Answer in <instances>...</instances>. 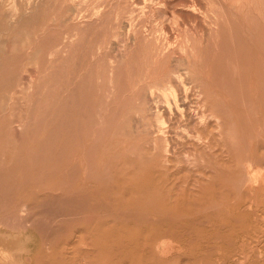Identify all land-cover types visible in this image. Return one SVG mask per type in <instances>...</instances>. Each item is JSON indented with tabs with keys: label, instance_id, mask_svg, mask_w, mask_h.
I'll return each instance as SVG.
<instances>
[{
	"label": "rangeland",
	"instance_id": "rangeland-1",
	"mask_svg": "<svg viewBox=\"0 0 264 264\" xmlns=\"http://www.w3.org/2000/svg\"><path fill=\"white\" fill-rule=\"evenodd\" d=\"M9 11L13 22L25 21L27 37L22 41L27 38L29 45L24 55L18 46L12 78H6L9 71L4 69L8 81L0 83V111L4 110L0 113V196H4L1 191L6 180L13 178L18 184L33 185V192L44 183L61 182L69 188L76 184V188L63 197L56 195L60 200L54 198L57 200L31 211L29 221L5 217L0 204V244L6 243L4 248L0 246L1 264H34L31 259L45 246L41 236L44 227H48L46 232H60L74 218L61 214L65 199L87 196L83 194L100 187L106 176L112 185L137 175L144 178L159 169L173 175L175 195L184 188L197 192L216 176L228 189L241 186L236 196L242 198L238 202L241 207L246 205L245 210L249 201L254 199L255 203L257 199L245 211L249 215L246 230L232 241L239 250L233 246L231 251L218 254L214 249L207 258L220 262L225 256L222 264H256L257 255L264 256L263 248L254 244L264 234V177L258 186L246 182L245 177L242 180L247 159L257 173L264 172V0H0V17ZM170 72L192 90H188L182 112L152 116L148 98L141 101L135 86L147 89L152 83L154 99L162 101V86L169 85ZM170 81L179 85L177 80ZM160 119L164 124L158 137L153 130ZM102 174L107 175L104 178ZM69 177L74 178L72 182ZM242 184L246 185L243 189ZM215 208L205 207L198 212L201 215L195 214L199 217H193L205 219ZM220 208L216 211L226 219L225 210ZM208 226L204 222L201 241L211 237ZM189 241H170L171 254L161 258V264H207L206 253L192 248Z\"/></svg>",
	"mask_w": 264,
	"mask_h": 264
},
{
	"label": "bare ground",
	"instance_id": "bare-ground-1",
	"mask_svg": "<svg viewBox=\"0 0 264 264\" xmlns=\"http://www.w3.org/2000/svg\"><path fill=\"white\" fill-rule=\"evenodd\" d=\"M8 1H10V0H8ZM11 3H13V1H11ZM186 8H188V5L186 6ZM182 14H184V13H182ZM95 15H96V13H95ZM12 17H13V15H12ZM187 17H188V15H187ZM135 18H134V20L136 21L137 19H135ZM120 20L122 21L123 19H120ZM130 20H131V18H130ZM36 22H38V21H36ZM24 24H26L24 20L23 21L20 20L18 22H13L11 19V11H9V15L6 14V15H3L2 17H0V83L6 81L5 80L6 75L4 73L5 71H9L7 73L8 77H6V78H9V77L12 78L10 76V72L12 71V69L14 67L15 58L19 54L18 46L21 48L20 52L22 54H23L24 50L28 49L29 42H28L27 38H25V40L22 41V39H24L23 37H25L27 35ZM117 25H119V24H117ZM139 25L140 24H137L138 27H139ZM143 25H141V26L143 27ZM33 27H34V25H33ZM126 27H127V25H126ZM147 28L145 27L146 30H147ZM116 29H119V28L115 27V30ZM139 30H140V28H139ZM122 32H123V30H122ZM127 32H128V30H127ZM129 32H130V29H129ZM147 32H149V31H147ZM125 34H126V29H125ZM134 34H136V33H133V35ZM145 34H146V31H145ZM261 34H262V32H261ZM143 35H144V33H143ZM151 35H152V33L149 34L148 36L151 37ZM116 36L118 37V35H116ZM131 39H132V37H131ZM160 39H161V37H160ZM132 40H134V39H132ZM135 41H133V42H135ZM136 42H138V41H136ZM120 44H121V42H120ZM130 44H128V46L126 45L127 48L129 47ZM243 44H244V42H243ZM103 45H105V44H103ZM108 45L109 44L107 43L106 47ZM122 45L123 44H121V46ZM165 45H164V47H165ZM121 46H119V47H121ZM116 47H118V46H116ZM124 47L125 46H122V48H124ZM110 49H111V47H110ZM125 51H126V49H125ZM182 51H183V49H182ZM155 52H156V50H155ZM155 52H154V54H155ZM163 53H165V52H163ZM159 55H161V54H159ZM242 55H244V54H242ZM27 60L28 61L30 60V57H28V54H27ZM113 62H115V61H113ZM250 62H251V60H250ZM261 64L263 65V63H261ZM181 66H183V63ZM253 66H254V64H253ZM239 67H240V65H239ZM4 69H5V71H4ZM113 69H114V67H113ZM109 71H112V70H109ZM227 71H228V69H227ZM187 73L191 74L188 71H187ZM166 74H167V72H166ZM11 75H13V74H11ZM184 75L186 76V74H184ZM102 76H103V74H102ZM231 76H232V74H231ZM235 76H234V78H235ZM165 78L166 77H164V79ZM167 79H168L169 85L166 87L164 84L162 86V91L160 90L163 94V98H161L162 101L158 100V97L156 99H154L155 86H152V83H151V86H149L147 89L144 88L145 86L144 87H141L139 85L135 86V87H138L136 89V93H137V96L139 97V99H141V101H145V98H148V103L151 105L148 108V112H150V115H152V116L153 115H166L167 114V117H168V114L171 115L172 110L174 112H178V113L182 112V109L184 108V105L188 99V90H192L191 88L189 89V87L187 89L185 86H183V84L179 83L178 80L180 79V77H178L173 72H170L168 74ZM161 80L163 81V78ZM170 80H174V81L177 80L176 82H178L179 85L175 86L173 84V82ZM26 81H28V80H26ZM232 81L233 80H231V82ZM163 83L164 82H162V84ZM140 84H141V82H140ZM186 85H188V84L186 83ZM255 86L257 87V85H255ZM131 87H133V85ZM131 87L129 90H131ZM190 87H192V86H190ZM224 88L225 87H223V89ZM192 92L194 93V91H192ZM0 95H1V93H0ZM114 96H116V95H114ZM168 97H169V99H168ZM179 104H182V106H179ZM154 108H155V110H153ZM3 111L4 110H1L0 113H2ZM194 111L196 112V110H194ZM185 115H186V113H185ZM198 115H204V114H198ZM177 118H178V116H177ZM199 118H200V116H199ZM169 119H171V117H169ZM187 119H189V117ZM143 120H145L144 117H143ZM151 121H153V119ZM169 122H170V120H169ZM163 124L164 123H163L162 119H160V120H157L156 124L154 125L153 133L158 137H159L158 134L163 133V128H162ZM210 125H212V123ZM234 132H235V130H234ZM229 134H230V132H229ZM235 136H236V134H235ZM261 136H264V135H261ZM243 138H244V136H243ZM229 139H231V137ZM252 139H253V137H252ZM259 139H261V137ZM231 140H233V138ZM235 144H236V142H235ZM256 144H257V140H256ZM232 146L233 145L231 144V147ZM259 148H260V146H259ZM260 149H262V147ZM246 150H248L247 145H246ZM234 153H236V152H234ZM166 154H167V152H166ZM240 154H241V152H240ZM249 157H250V154H249ZM34 159H36V158H34ZM238 160H240V159H238ZM26 161H27V159H26ZM70 161H71V159H70ZM241 161H240V163H241ZM262 161H264V160L262 159ZM235 162H237V161L235 160ZM238 163H237V166H238ZM261 164L264 165V162ZM68 166H69V164H68ZM167 166H168V164H167ZM246 166L247 167L243 166V168L245 169V174L242 177V180L245 177L244 179L246 182L256 183V185H257L259 180L264 177V172H262V173L260 172V174L257 173L256 172L257 168L255 169L253 167V165L251 167V163H250L249 159L246 160ZM240 167H238V168H240ZM67 169L68 168H66V170ZM103 169H104V167H103ZM105 169H106V167H105ZM86 171L88 174V169ZM105 171H107V170H105ZM159 171L160 172L153 170V171L149 172V174L144 178L137 175V176H133L130 179L117 181V182L113 183L112 185L110 184V180H111L110 176H106L107 174L103 175L105 173V172H103L102 175L104 176V178L106 176V179L101 180L102 183H101L100 187L95 188L94 191H90L89 193L83 194V195H87V196H82L81 199L69 197L70 199H68V200L65 199L66 202L63 200L64 203H66V207L64 208L63 204H62L63 208H62V206L60 207V205H59L60 209L62 208L61 210L64 211V212H61V214L64 216L70 215L71 217H74V218H72L69 226H67L63 230L61 229L62 232H61V230H60V232H56V233H55V231L53 233L52 230L49 232H46V230H47L46 228H48V227H44L46 230L44 229L43 233H41L42 234L41 236L43 237L42 238L43 242H45V243H43V242L42 243H43V245L45 244V246L41 247V249L37 251L36 255L34 256L33 259H31V261L34 262V264H161L162 259L167 257L169 255V253L171 254V251H172V249L170 247L171 242H174L177 244H182V243L184 244L185 239H190L189 244H192V248H201L204 251V253H206L205 255H203V256H205V261L203 259V261L205 263H207V264L211 263L212 264L211 261H214L216 264H219V263L222 264L221 261L225 258V256L220 262H218V260H209L208 258H210V257L207 253L216 249L217 250L216 252L218 254H221V253H223V250L230 249V251H231V248L235 247L234 246L235 243H233L232 241L233 240L235 241L236 239H238L239 234L243 233V231L246 230L245 228L247 226L246 227H244V226H245L246 220L248 219L249 215L245 211L248 210V208H249L250 204H252V202L254 203V199H252L253 201H251V202L248 199L250 204L248 203L249 206H247V209L245 210L244 207L246 205L244 207H241V205L239 204V202L242 200V198H240V197L238 198V196H236V193H238L236 190H238L241 187L239 185L242 182L240 181V184L238 185L239 187L237 186L238 189H235L234 187L232 189L231 188L228 189L220 181H218L219 179H215L216 176L211 177V181H213V182L210 181V183H206L207 185L200 186L197 192H193L191 189L188 190V189L184 188V191L179 193V195H175V194H173V191H172L173 185H171V184H173V181H172V179H174L173 175L169 174L168 172L165 173L164 170H163L164 173L163 172L161 173L160 169H159ZM206 171H208V170H206ZM72 172H73V168H72ZM75 172H76V169H75ZM211 172H213V171H211ZM43 173H46V171H43ZM52 173H53V171H52ZM107 173L109 175V171ZM77 175H76V177H77ZM242 175H243V173H242ZM27 176H28V174H27ZM218 176H220L219 173H218ZM239 176H241V175H239ZM73 177H75V175ZM73 177H69V178H71V182H72ZM108 177H109V179H108ZM90 178H91V176H90ZM95 178L96 177H94L92 179H95ZM28 179H30V177ZM68 179H67V181H68ZM31 180H30V182H31ZM86 180H87V178L85 179V181ZM38 182L40 183L39 180H38ZM69 182H70V179H69ZM77 182H79V181H77ZM246 182H243V184ZM36 183H37V181H36ZM243 184H242V189H243V187L246 186V185L243 186ZM72 185H73V187L69 188L66 183H61V182H56L55 184L44 183V184L39 185V186L36 185L38 192H40V193H38V192H33V190H34L33 185L31 186L29 183L27 185H24L23 183L18 184L16 181V178H13L12 180H9V181L6 180V183L3 186L2 191H1V192H3L2 195H4V196H2V197L0 196L1 197V199H0L1 203L0 204H2V208L4 210L5 217L9 216V217H12V219L14 217V218H17V221L20 220V222H21V220L29 221V219H30L29 215L33 214V213H31V211L39 208L40 206L47 205V203L48 202L50 203V201L53 202L54 198H58V200H60L61 197L56 196V195L61 194V196L63 197L64 195H67V193L72 192L73 188H76V184H72ZM7 186H8V188H7ZM70 186H71V184H70ZM249 186H251V185L249 184ZM185 189L187 190V192H185ZM82 190H83V188H82ZM55 192H57V193L53 194ZM255 192L257 194V191H255ZM241 193H242V191H241ZM256 194H255V196H256ZM73 195H71V196H73ZM242 196H244V195H242ZM255 198H257V197H255ZM238 199H240L239 202H238ZM56 200L57 199H55L54 201H56ZM255 201L257 202V199ZM243 205H244V203H243ZM214 206L217 209L219 206V208L221 207L222 210H225L227 218L223 219L224 216L223 217L220 216V212L216 211L217 210L216 208H215L216 210L214 209L215 211L211 212L206 218L204 217L205 219H202L203 217L201 219H197V218L193 217L196 213H198L203 208L210 207L212 209ZM258 206H259V204H258ZM66 210L68 212H66ZM15 215L18 217H16ZM199 215H201V214H199ZM253 215L254 214H252V216ZM33 216L34 215H32V217ZM195 216L199 217L198 215H195ZM51 217L54 218V220H56L55 216L53 217V215H52ZM65 218H63V219L65 220ZM68 218L70 219V217H68ZM60 219H61V215H60ZM252 219H253V217H252ZM7 221H9V220L7 219ZM7 221H3V222H7ZM12 222H14V221H12ZM51 222H52V220H51ZM204 222L206 225L207 224L209 225L208 228L212 232V234H211V237L209 236L210 238H208L204 241L202 239V241H201V237L205 234V227H203ZM62 223H63V221H62ZM6 224H4V225H6ZM13 224H15V223H13ZM41 226H43V225H41ZM35 229H36V227H35ZM41 229H43V227H41ZM247 232H248L247 235H249L250 232L248 230H247ZM258 232L261 233V231H258ZM206 233H207V231H206ZM251 233L253 235H255L253 232H251ZM260 233H258L257 237H259ZM244 234H246V233H244ZM244 238H246V236H244ZM244 238H242V239H244ZM247 239H248V237H247ZM250 239H251V237H250ZM186 241H188V240H186ZM214 242H216V243H214ZM255 242L257 244V249L263 248V250H264V234L261 235V237H259V239H256L254 241V244H255ZM212 244H214V245L212 246ZM0 246H3V248H4L6 246V243L4 242V243L0 244ZM175 246H176V244H175ZM239 246H240V244H239ZM242 248H244V246ZM237 249H238V246L235 250L237 251ZM178 250L181 251L183 249H178ZM227 253H225V255L232 254L230 252H229V254H227ZM213 254H214V252H213ZM236 254H237V252H236ZM243 254H244V252H243ZM234 256L232 255V259L235 258ZM250 256L252 257V254ZM246 257H247V255H246ZM192 258H193V256H192ZM229 258H231V255H230V257L228 256V259ZM236 258H237V256H236ZM238 258H239V256H238ZM256 258H257V260L262 261L259 264H264L263 254L259 253ZM216 259H217V257H216ZM197 260H198V258H197ZM225 260H226V262L228 261L227 259H225ZM224 262L225 261L223 260V263ZM240 262H241V260H240ZM254 262H257V261L254 260ZM168 263H169V261H168ZM243 263H244V261H243ZM243 263H241V264H243ZM234 264H236V263H234ZM247 264H249V263H247Z\"/></svg>",
	"mask_w": 264,
	"mask_h": 264
}]
</instances>
